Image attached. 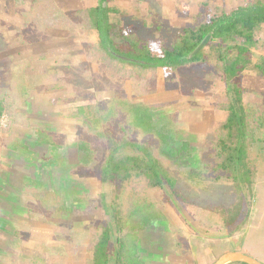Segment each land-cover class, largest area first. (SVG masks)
Returning <instances> with one entry per match:
<instances>
[{
	"label": "rangeland",
	"instance_id": "obj_1",
	"mask_svg": "<svg viewBox=\"0 0 264 264\" xmlns=\"http://www.w3.org/2000/svg\"><path fill=\"white\" fill-rule=\"evenodd\" d=\"M249 1L157 0L155 2L160 11L163 4L168 6L173 3L170 7L175 9L181 20L173 29L168 22L160 21L162 25L159 28H156L157 25L149 29L144 28L139 36L150 41L152 50L160 53L162 42L166 46H173L186 28L196 27L203 20L210 23L216 15L231 12ZM119 20L120 22H115L118 30L116 41L120 37L121 27L124 26L122 20ZM133 33V29H127V32L123 29L122 33L124 36L128 34L127 41L132 45ZM122 49L137 55L131 48ZM257 53L260 54L258 51ZM105 66L108 72L102 70V76L109 73L105 78L94 80L90 76L91 78L84 79V87L89 94L86 98H93L95 102L83 108V113L78 118V126L74 128L78 131L68 134L67 155L71 163L68 166V174L66 173L68 187L59 190V182L53 179L44 198L39 196L36 199H28L29 203L24 202L23 206H30V212L26 216L29 223L32 222L30 225L39 219L52 218L55 222L61 220L62 223L58 226L60 231H56L55 238L63 237L69 243L83 245L86 257L92 260V247L98 241L107 220L101 204V193L105 191L110 212L116 220H113L111 226L122 227V211L129 210L127 219L124 220V234L130 250L127 258L133 263L144 264L140 261V256L138 259L135 255L138 247L134 249L133 245L135 240L137 244V240L142 237L151 241L150 243L154 240L159 243H153V249L163 245L168 247L161 243L174 241H177L176 247L179 251H183L190 242L198 243L203 249L207 245L212 249L209 258L215 260L218 256L213 254V250H219V254L226 253V247L230 245L217 240L221 239L220 232L223 233L224 239L227 229L231 232L242 222H246V226L250 224V228L246 230L242 252L264 263V215H261L264 209V163L257 164V172L263 185L260 193L256 192L254 184L248 181L251 177L249 172L254 168L250 164L248 168H239V180L236 182H231L226 176L218 180L212 169L215 129L220 123L216 120L215 113L222 101L227 100L226 82L222 78V72L215 65V58H210L206 64L202 61L188 63L177 71L164 67L155 73L144 72V75L135 73L134 68L141 66L133 60L116 61L112 67H103ZM249 69L256 71L253 65ZM132 105L137 110L144 105L152 106L156 113V128L162 133L172 134L178 141L172 143L171 147L179 149L184 145L183 142H187V147H184L191 148V154L182 151L173 160L163 157L167 167L178 177L175 190L169 187L151 188L141 176H133L121 186L118 183L109 185L102 182L101 169L109 151L124 140L146 143L154 147L155 153L160 155L159 149L163 145L160 136L156 132L146 133L134 124L135 112L128 109ZM262 105L264 102L260 104ZM262 109L264 112V106ZM260 118L264 120L263 116ZM9 124L8 116L7 124L3 127L7 128ZM50 136L51 143L56 142L59 137L56 134ZM77 145H80L78 151ZM54 151L53 149L51 152ZM136 153V149L126 146L121 148L117 156ZM58 154L56 151L51 157L57 160ZM111 189H116V192L113 193ZM131 195L142 200L143 213L138 212L140 208L136 204L128 209ZM162 213L166 217L163 221L159 220ZM208 214L213 217L209 221L206 220ZM221 223L223 224L219 227ZM22 228L16 231L15 235H11L20 239L16 240L14 245L21 251L12 249L16 253L5 254L3 260L0 258V264H24L19 263L18 259L27 261V253L31 255L28 257L29 261L32 259L34 262L33 260H37L36 250L47 252L49 247L45 244L34 245L33 229H27V232ZM9 249L11 247H6L5 250ZM146 255L152 256L149 259H161L157 258L158 253H150V249L145 251L144 256Z\"/></svg>",
	"mask_w": 264,
	"mask_h": 264
},
{
	"label": "crops",
	"instance_id": "obj_2",
	"mask_svg": "<svg viewBox=\"0 0 264 264\" xmlns=\"http://www.w3.org/2000/svg\"><path fill=\"white\" fill-rule=\"evenodd\" d=\"M155 1L157 0H0V96L4 98L7 110L5 114L10 119L7 128L0 122L2 260L5 254L16 253L12 249L21 251L14 245L20 239L11 235H15L23 227L27 232V229H33L34 245L45 244L49 248L45 253L36 250L37 260H33L34 262L32 259L29 261L28 257L31 255L27 253V261L18 259L19 263L93 264L86 257L83 245L69 243L63 237L55 238L56 231H60L58 226L62 223L61 220L55 222L52 218L39 219L30 225L32 222L29 223L26 217L30 206L25 207L23 204L29 203L30 198H44L53 179L59 182V190L68 187L66 177L71 164L67 155L68 134L78 131L74 128L78 126L83 108L95 102L93 98H86L89 94L86 93L84 79L105 78L109 73L102 76V70H107L103 66L116 62L111 61L110 56L101 49L99 31L84 25L83 11L97 6L109 7L114 11L110 13L113 23H118L121 19L126 32L127 29H133L138 35L144 28L149 29L155 25L159 28L162 25L160 21L168 22L172 29L177 27L181 17L170 7L173 3L168 6L163 4L160 11ZM258 35L260 48L257 51L264 56V24ZM248 72L250 73L247 74ZM243 86L244 103L255 108L252 125L257 140L250 148L251 156L258 163H264V120L260 118H264V105L260 106L264 102V76L257 70H245ZM224 101L227 102L228 98L222 101L226 103ZM229 113L226 109L218 108L215 118L221 123L228 118ZM52 134L59 135L53 143L50 142ZM78 148L80 145H77V151ZM53 149L59 153L60 160L51 157ZM259 177L257 173L254 190L260 193L263 185ZM261 215H264V209ZM212 218L209 214L206 216L207 221ZM245 223L242 222L231 232L227 229L224 239L220 232L221 239L217 240L230 244L226 247L228 252H242L246 230L250 228V224L246 226ZM222 224L218 226L221 227ZM150 242L143 237L138 240L140 258L144 264H213L224 254L213 250V254L218 256L213 260L209 258L212 249L207 245L203 249L198 243L190 242L183 251H179L177 241L161 243L168 247L163 245L154 249L153 243L157 242ZM6 247H11L10 251H6ZM149 249L150 253H158L157 258L161 259H149L154 254L144 256Z\"/></svg>",
	"mask_w": 264,
	"mask_h": 264
},
{
	"label": "trees",
	"instance_id": "obj_3",
	"mask_svg": "<svg viewBox=\"0 0 264 264\" xmlns=\"http://www.w3.org/2000/svg\"><path fill=\"white\" fill-rule=\"evenodd\" d=\"M107 1V0H105ZM114 12L109 7L97 6L83 11V23L86 27L97 29L100 34V47L111 61H127L133 59L141 67L134 68L135 73L144 75V72L155 73L159 68L169 67L177 71L179 67L192 62L209 63L210 58H215L216 67L222 72V78L226 82V96L228 101L219 105L220 109L228 110V118L219 123L215 129L216 139L213 141V171L217 179L221 180L226 176L231 182L239 180L238 171L242 166L248 168L253 166L248 181L255 184L257 176L258 160L252 158L250 148L256 143V132L252 125L255 116V108L244 103L242 94L244 71L250 66L256 67L257 72L264 76V56L257 53L260 48L259 32L264 24V0H250L244 5L238 6L231 12H222L209 23L203 20L196 27L186 28L176 40L173 46L161 45V52L153 51L150 41L142 39L138 34L133 33V45L127 41L123 33V27L117 39V25L112 22L110 13ZM211 34L212 38L206 46L196 55L192 52L201 41ZM128 47L137 54H129L122 48ZM204 51V53H203ZM121 56L127 57L123 58ZM112 67V65H108ZM121 70V69H120ZM124 103V102H123ZM126 104V103H124ZM129 104V103H128ZM134 113V124L146 133L156 132L163 145L159 154L155 148L146 143L124 140L121 144L111 148L101 169L102 182L109 185H123L133 176H141L147 181L151 188L169 187L175 190L178 177L167 167L164 158L175 159L182 151L191 154V148L186 149L187 142H183L179 149L171 147L172 143L178 142L170 133H162L155 125V109L152 106L144 105L137 110L134 105L128 108ZM4 98L0 96V116L6 113ZM144 128V129H143ZM131 146L137 150L136 154L117 156L122 147ZM164 155V156H163ZM164 157V158H163ZM192 175V174H191ZM114 193L116 189H111ZM101 204L106 214L104 228L98 241L93 245V264H140L133 263L128 257V249L125 221L129 210L122 211L120 226H111L114 217L110 212V205L106 193H101ZM131 206L137 205L143 213L144 204H141L139 197L131 195L129 198ZM119 209V208H118ZM164 213L159 220H164ZM116 221V220H115ZM135 228V227H133ZM131 228V229H133ZM145 228V227H144ZM134 230V229H133ZM139 240V239H138ZM137 240V241H138ZM134 249L138 247L135 255L140 256L138 243H133ZM141 261V259H140ZM216 262V261H215ZM228 264H248L245 262H231Z\"/></svg>",
	"mask_w": 264,
	"mask_h": 264
},
{
	"label": "water",
	"instance_id": "obj_4",
	"mask_svg": "<svg viewBox=\"0 0 264 264\" xmlns=\"http://www.w3.org/2000/svg\"><path fill=\"white\" fill-rule=\"evenodd\" d=\"M212 38L211 34H208L202 41L201 43L195 48V50L192 52L193 55H196L199 53L208 43V41ZM123 58L128 59L127 57L121 56ZM129 60H133L130 59ZM231 262H245L248 264H264L260 260L249 256L243 252L240 251H230L224 253L215 263L213 264H228Z\"/></svg>",
	"mask_w": 264,
	"mask_h": 264
},
{
	"label": "built area",
	"instance_id": "obj_5",
	"mask_svg": "<svg viewBox=\"0 0 264 264\" xmlns=\"http://www.w3.org/2000/svg\"><path fill=\"white\" fill-rule=\"evenodd\" d=\"M7 120H8V115H6L5 113L3 115L0 116V122L2 124V126L7 124Z\"/></svg>",
	"mask_w": 264,
	"mask_h": 264
}]
</instances>
